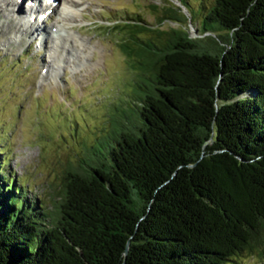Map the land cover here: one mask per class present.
Returning a JSON list of instances; mask_svg holds the SVG:
<instances>
[{
  "label": "trees",
  "instance_id": "16d2710c",
  "mask_svg": "<svg viewBox=\"0 0 264 264\" xmlns=\"http://www.w3.org/2000/svg\"><path fill=\"white\" fill-rule=\"evenodd\" d=\"M182 1L149 6L152 26L137 12L114 23L133 68L128 100L49 208L0 160V264H234L258 249L264 0L197 6L193 35Z\"/></svg>",
  "mask_w": 264,
  "mask_h": 264
},
{
  "label": "rangeland",
  "instance_id": "374dc122",
  "mask_svg": "<svg viewBox=\"0 0 264 264\" xmlns=\"http://www.w3.org/2000/svg\"><path fill=\"white\" fill-rule=\"evenodd\" d=\"M72 1L78 5L69 9L75 20L60 22L58 0L55 10L32 23L64 28L69 35L60 41L64 49L47 38L45 44L34 40L28 26L18 27L17 15L0 10V160L25 198H37L46 208L64 170L79 163L83 150L105 134L109 114L124 109L128 100L133 68L118 46L124 30L114 23L137 12L152 26L156 15L149 6H178L177 0ZM186 1L181 9L193 35V21L199 19L193 10L199 6L205 12L212 0ZM176 25L165 20L160 28ZM234 264H264V235L257 250L241 254Z\"/></svg>",
  "mask_w": 264,
  "mask_h": 264
},
{
  "label": "bare ground",
  "instance_id": "6f19581e",
  "mask_svg": "<svg viewBox=\"0 0 264 264\" xmlns=\"http://www.w3.org/2000/svg\"><path fill=\"white\" fill-rule=\"evenodd\" d=\"M1 1H2V7H0V10L1 9H3V11L7 10L8 16L11 17H13L14 14L17 15L18 27L21 29L22 27L28 26V31L33 32V34H35L33 35V37H35L34 40L38 38L39 39L38 42L45 44L44 42L47 38L48 41L49 40L52 41L53 46H55V48L57 47V45L58 47H61L63 49L65 48L63 44L60 43L61 40L66 38L67 41V38H69V35L65 34L64 28L57 29L54 28L53 25L52 28L48 30L45 28H39L38 26L37 27L33 26L32 24L35 23V21L37 20L40 14H43L45 11L52 12L53 10H55L58 4V0L48 1V2L46 0H0V2ZM60 1L63 4V8L61 9L58 15L59 18L61 19L60 22L75 20V18L72 15H70L71 13L69 12V9L76 8L78 6L76 2L72 0L71 1L60 0ZM11 13L13 14L11 15ZM13 21H14L13 18L9 19V25L10 23L13 24ZM57 22L59 26V21H56L55 24H57ZM27 35H30V33ZM16 40H17V36L12 38V41H16ZM54 41H56V43ZM71 46H72L71 48L72 50L77 48V47L74 48L73 45ZM49 68H51L52 70V67Z\"/></svg>",
  "mask_w": 264,
  "mask_h": 264
},
{
  "label": "water",
  "instance_id": "95a60500",
  "mask_svg": "<svg viewBox=\"0 0 264 264\" xmlns=\"http://www.w3.org/2000/svg\"><path fill=\"white\" fill-rule=\"evenodd\" d=\"M125 252V251H124Z\"/></svg>",
  "mask_w": 264,
  "mask_h": 264
}]
</instances>
